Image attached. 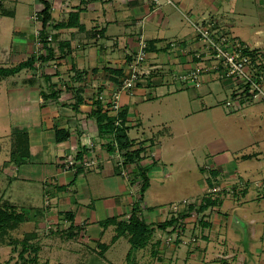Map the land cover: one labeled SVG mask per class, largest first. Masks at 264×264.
Instances as JSON below:
<instances>
[{"label":"crops","instance_id":"crops-1","mask_svg":"<svg viewBox=\"0 0 264 264\" xmlns=\"http://www.w3.org/2000/svg\"><path fill=\"white\" fill-rule=\"evenodd\" d=\"M174 2L155 8L145 0H0V67L14 68L31 60L27 68L0 80V202L27 214L26 222L35 224L38 236H43L40 240L46 245L44 250L59 248L58 241L73 244L78 248L68 254L83 257L84 264L99 263L97 259L107 262L108 256L113 260L111 264L114 258L121 264H234L242 256L244 264H255L246 261L245 252H241L240 224L228 217V210L244 208V219L251 217L252 242L258 235L254 226L261 230L264 217L242 206L248 202L247 196L251 197L249 202L256 198L255 190L233 197L235 202L229 195L222 197L221 206L205 210L206 215L217 210L226 216H213L212 221H221L218 224L201 223L199 233L203 238L190 243L184 236L188 245L165 243V232L173 225L166 229H158L157 225L170 220L169 212L167 208L150 207L153 204L149 205L146 195L155 202L160 198L173 203L178 196L189 201L193 193L197 194L194 201H189V214L182 216L187 220L197 209L201 213L211 187L220 184L235 188L239 185L236 181H243L244 176L237 172V160L252 161L264 154L244 153L261 142L250 138L245 149L238 148L232 156L231 142L223 135L213 137L210 121H203L216 115L214 109L222 113L225 95L236 90L235 79L205 74L200 78V87L178 79V74L196 65L192 53L202 44L194 24L205 18L213 17L229 34L251 28L252 40L245 42L264 56V0H253L247 11L238 10L239 0ZM45 3L51 19L38 35L32 17L38 14L42 22L40 12ZM74 13L79 15L78 21L63 26ZM141 40L148 44L143 68L156 65L163 73L143 77L134 88L121 93L128 140L146 144L142 159L131 165L127 180L119 174L108 147L110 140L98 135L91 114L98 105L107 112L114 92L130 72ZM172 42L176 47H170ZM100 95L104 100H99ZM255 107L234 115L236 120L250 124L252 132H262L264 108ZM252 115L256 119L246 123ZM227 116H218L219 121L229 119ZM59 131L64 140L58 141ZM131 131L135 135L130 138ZM192 135L200 136L199 142H193ZM21 140L27 144L25 154L20 151ZM87 141L93 145L90 150L83 145ZM199 148L204 151L201 155L197 154ZM69 152L79 157L95 155L102 163L92 171L66 169L63 156ZM242 169L245 175L246 167ZM141 171L149 179L141 215L155 231L146 247L130 259V235L122 233V226L128 223L138 201ZM257 185L263 187L264 178L255 180L253 187ZM223 218L227 219L225 223ZM220 232L224 238L221 241ZM122 238L129 243L128 251L123 256L119 251L110 254Z\"/></svg>","mask_w":264,"mask_h":264},{"label":"rangeland","instance_id":"rangeland-1","mask_svg":"<svg viewBox=\"0 0 264 264\" xmlns=\"http://www.w3.org/2000/svg\"><path fill=\"white\" fill-rule=\"evenodd\" d=\"M253 0H239V7L238 10L242 11L245 9V11H247V9L250 8V3H252ZM263 12H264V7L262 8ZM239 15H243V14H239ZM246 17L247 19H250L251 16H249L246 13ZM264 29V26H262ZM253 30L251 28H245L241 29L238 32H234L235 34H231L233 36H237L240 40L242 41H246L248 43H250V41L252 40L253 34H252ZM262 36L258 37L259 40H261ZM11 41H16L13 38L11 39ZM5 41H3L2 44H4ZM2 55V54H1ZM0 55V58H1ZM229 93V92H228ZM225 97H227V100H232V94L228 96L225 95ZM167 104L168 106H170V102L169 99H167ZM255 105L260 106L262 108H264V103H249L248 105H246L242 110H239L237 112H230L227 109H224L222 107V105L220 106V110L222 111V113L220 112H216L219 109H214L216 115L212 114L211 118L209 119V117H205L203 118V121L205 124H207L209 121L211 123V126L209 127V131L211 134H213V137H218V136H226V138L228 139L229 143L231 142V146L229 145V153L232 156H235V151L238 148H241L242 150L245 149V144L246 142L253 139H259L261 140L259 146L254 147L253 149H245L246 154H258L261 152L264 153V145H262V141H264V122H262V132H258V129H256L255 132H252L251 128L249 127L250 124H244L243 122H240L238 119L236 120V115H239L240 113H246L249 109H253L256 108ZM163 107V104H162ZM253 110L251 111V114H253ZM222 116H226L229 117V119L225 120L224 122L219 121V117ZM165 117V116H164ZM170 118V117H168ZM249 121L246 123H252L256 118L254 117V115H252L251 117H249ZM249 125V126H248ZM191 125L188 124V127H190ZM199 128H202L201 130L204 129V124L200 125ZM223 132V133H222ZM135 133L131 131L130 133V138L132 136H134ZM210 135V134H209ZM198 138H200V136L197 135H192L191 139L193 140V142H196V140L199 142ZM201 148V147H200ZM200 148L197 150V154H200L204 151L202 149V151L200 150ZM201 152V153H200ZM202 153V154H203ZM226 154V152H225ZM206 157V156H205ZM238 163V174L243 175L244 177H242L243 181H236L237 184L236 187H229V186H222L220 185H215L216 187L219 188V191L216 193H213L210 191V189H212L213 187H211L209 189V193L207 194L208 196L214 198H218L220 200V198H224L226 199L227 196L229 195L230 200H233L232 198L235 196H239V194L243 195L245 192H249L250 190H255L256 191V198L252 200V202H249V200L251 199V197L247 196V198H245V200H248V202L246 203L245 207L249 213H253V212H257L260 213L262 215V217H264V186H254V181H258L264 178V154H262L261 157H259V159L254 158L252 161H244L242 159L237 160ZM244 164V165H243ZM246 167V174H243V169L242 168ZM234 169V170H237ZM237 177H239L237 175ZM255 177V178H254ZM139 180L141 181V183H139V187H141L142 185V180L139 177ZM241 180V179H240ZM253 184V185H252ZM136 185V184H135ZM138 186V184H137ZM199 191H201V189H199ZM139 198L138 200H140V195L141 192L136 191ZM196 193H199L198 191H196ZM203 191L200 192V195H203ZM197 194H194L192 196H194V198H191L192 200L189 199V201H194L196 199ZM252 195V194H251ZM250 195V196H251ZM149 195H146V201L149 203V205L153 204V206L150 207H155L156 209H163V208H167L166 211L168 210L169 212V219L175 218V216H178L181 220V224H183V231H182V235L179 236L178 240L176 241V243H182L184 245H188L186 243V240L184 239V236L189 238V242L191 243V241L193 239H195V241H199V239H202L203 237L201 236L200 232V228H202V224L203 222H207V223H221L218 222L217 220L212 221V217L213 216H217L218 219V214H223V211H221L222 213H218L217 210H211L210 214L206 215L203 213H199V210L197 209L195 213L190 214L189 217H187L188 219L186 220L184 217V215H186V213L189 214V210L185 209L183 206L184 205V201L188 202V200H185L183 198V196H178L177 199L172 200L173 203H169V202H162V199L160 200V198L158 199L159 201L155 202V199L153 201V199L151 200L148 199ZM219 196V197H218ZM154 198V197H153ZM222 198V199H223ZM179 202H182V206H177V211H175V205L179 204ZM233 202H235V200H233ZM166 204L163 205V204ZM3 204L2 202H0V205ZM259 204V205H258ZM257 206V208H255ZM175 208V209H174ZM244 209V208H243ZM242 209V210H243ZM226 209L225 211L230 213L228 215L230 220H234L236 221L238 224H240V230L238 233V237L239 240H242V246H240V248L242 247L241 252H245L244 256L246 258V261H250L253 260V262H255V264H264V227L258 230L257 226H254L256 228V231L254 230V232L258 233V235L253 238V241L251 242V237L253 234V231L250 229V225L249 222L251 220V217L245 218L243 217V211L240 210H228ZM222 215V216H223ZM226 216V215H225ZM224 217V216H223ZM168 219V217L166 218V220ZM223 218L222 223H225L227 221V219ZM189 220V222H188ZM239 220V221H238ZM264 220V218H263ZM176 224V223H175ZM262 224L264 225V221H262ZM195 227V229H194ZM172 228L170 227L169 229L166 230L165 232V240L167 239V237L172 236V238H175V232H172ZM188 229H190L188 231ZM52 230V229H51ZM51 230L47 231L49 233H51ZM237 230V229H236ZM198 231V232H196ZM260 232V233H259ZM188 233V234H187ZM199 233V236H198ZM33 234H37L36 232V228H35V224L29 223V222H24L21 223L19 225H17L14 229L11 228H7V229H0V264H22V262H24V260L22 258H20L19 253L23 250V245L25 242H29V244H34L39 245L41 247L40 252H39V263L38 264H61L62 262H66L68 264H84L83 260L84 258L79 257V258H72L70 257V255L68 254L70 252V250H77L78 247L72 245H66L64 242H57V246H59V248H54L53 245H51L50 249L44 250L43 246H46L45 243L43 245V243L41 242L40 238L37 235V237H34ZM161 234V233H160ZM162 235V234H161ZM241 237V238H240ZM219 239L224 240L223 236H222V232H220L219 235ZM25 241V242H24ZM24 242V243H23ZM195 242V243H196ZM251 242V243H250ZM23 243V244H22ZM175 243V244H176ZM61 244L64 245V247L61 246ZM68 244H70V242H68ZM129 243H126L124 241V238L120 239V242L116 245V247H114V251L112 249V251H110V254L114 253L115 255V251H119V253H122V256L124 253H126L128 251V245ZM50 246V245H49ZM245 246V247H243ZM238 247H235L234 249H240ZM245 249V250H244ZM64 250L66 252H64ZM139 249H132V255L130 257V259L133 257H136L138 254ZM31 250L28 249L27 253H25V257L24 259L26 260L27 257H31L33 254L30 253ZM131 253V252H130ZM220 253V252H219ZM109 254V255H110ZM125 255V254H124ZM66 257V258H65ZM213 258L219 259L220 257L215 256ZM243 256L240 257V260H236L238 263H234V264H244L243 262ZM70 259V260H69ZM108 260L110 261L109 264H111L112 258L110 256H108ZM107 260V262H108ZM97 261L99 263H95V264H107L106 261L103 260H99L97 259ZM121 264L122 262L119 263V259L118 258H114V264Z\"/></svg>","mask_w":264,"mask_h":264},{"label":"built area","instance_id":"built-area-1","mask_svg":"<svg viewBox=\"0 0 264 264\" xmlns=\"http://www.w3.org/2000/svg\"><path fill=\"white\" fill-rule=\"evenodd\" d=\"M152 4L155 8H160L164 4L173 5L174 0H145ZM36 23L38 29V35L42 28V22H40V16L34 14L32 17ZM197 38L201 42L202 47L200 50H195L192 55L196 59L195 67L183 74H178V79L192 84L195 87H200V78L205 74H215L220 78H232L237 82L236 90L232 94V100H227L224 104V108L228 111L237 112L242 110L249 103H264V56L253 49L248 43L243 42L238 37L229 34L226 31H222L218 25V21L213 17L205 18L197 21L194 24ZM53 38L50 36L48 40ZM170 47H176V43H170ZM148 44L146 41L141 40L140 50L133 58V61L129 65L130 72L123 79L119 89L114 92L113 98L107 108V113L113 121L115 128L128 127L127 121L122 118V106L120 103L121 93L125 90H131L136 84L142 80L143 77H148L153 73H163V69L156 65H151L149 68H143L146 63V53ZM99 100H104L102 95L99 96ZM132 150L144 148L146 144L129 140ZM84 147L90 150L93 145L90 141L85 142ZM113 148L112 156L116 160V166L119 169V174L130 180V168L131 165L127 164L124 159V151L121 149L120 144L116 136H113L111 141ZM92 153V152H91ZM142 156V154H141ZM66 169H83V170H97L102 160L95 155L84 154L72 155L68 153L63 156ZM133 165V164H132ZM140 190V188H139ZM211 192L216 193L219 188L214 186L210 189ZM182 206V202L175 205V211L177 206ZM184 208L189 210L190 204L184 201ZM194 211L193 213H195ZM192 213V214H193ZM176 224L173 225L172 232H175V238L172 236L167 237L165 243L167 245L174 244L179 236L182 235L183 224L178 216ZM195 241V239H193Z\"/></svg>","mask_w":264,"mask_h":264},{"label":"trees","instance_id":"trees-1","mask_svg":"<svg viewBox=\"0 0 264 264\" xmlns=\"http://www.w3.org/2000/svg\"><path fill=\"white\" fill-rule=\"evenodd\" d=\"M42 17V26L44 29L47 26V22L51 19V16L49 14V5L45 3V8L40 12ZM79 15L77 13L71 14L70 20L67 24H62L63 26H71L74 25V20L78 21ZM77 24V23H76ZM31 65V60H28L26 62L20 63L18 66L14 68H3L0 67V80L9 76H12L14 74H17L21 70L27 68ZM92 118L96 121L97 128H98V135L103 139L110 140L109 142V149L112 152L113 148L111 146V141L113 136L117 137V140L120 144L121 149L124 151V159L125 162L129 165L132 164H139L140 160L142 159L141 154L144 151V148H139L132 150L130 147V143L127 137V130L128 127L124 128H115L113 119L107 114V112L103 111V109L98 105L96 110H94L91 114ZM121 116L125 119V114L121 112ZM58 133V141L64 140V137H61V132ZM20 151L25 154L24 149L27 148V144L25 141L21 140L20 142ZM141 178L143 180L142 185L140 187V200L137 201V203L134 205L132 213L130 215L128 223L123 225L122 233L126 234L128 233L130 235V243L132 245V249H142L146 247L148 241L152 237L155 228L152 226H149L145 223L144 219L141 215V203L143 202L144 193L149 187V179L146 175L145 171H141ZM222 200L218 198H212L210 196L206 197L204 200L203 205L200 208V212L203 213L205 210H207L209 207L214 206H221ZM27 214L23 212L17 211V208L14 206H11L9 204L3 203L0 205V229H7L11 228L14 229L17 225L26 222L27 220ZM177 222V219L172 218L169 221H166L164 223L158 224V229H166L169 226L174 225V223ZM38 234H33L34 237H37ZM25 242V241H24ZM23 242V243H24ZM22 243V244H23ZM31 250V254H33L30 258L27 257L26 260L24 259L25 253L27 251ZM41 247L39 245L29 244V242H25L23 245V250L19 253L20 258L24 260L22 264H38L39 263V252ZM47 264V263H45Z\"/></svg>","mask_w":264,"mask_h":264}]
</instances>
